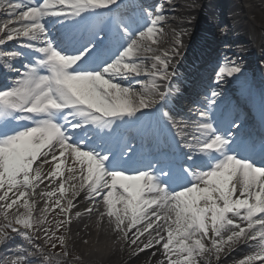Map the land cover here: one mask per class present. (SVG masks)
Wrapping results in <instances>:
<instances>
[{"label":"snow or ice","instance_id":"snow-or-ice-1","mask_svg":"<svg viewBox=\"0 0 264 264\" xmlns=\"http://www.w3.org/2000/svg\"><path fill=\"white\" fill-rule=\"evenodd\" d=\"M119 3L7 4L0 48L15 41L18 49L34 55L0 52V69L17 74L0 88L3 229L26 239L34 229L42 231L41 239L51 248L63 247L64 239L56 233L71 222L84 193L85 199L102 204L99 215L112 223L113 231L138 245L136 254L158 248L161 258L155 264H220L238 247L250 250L238 264H264V161L239 152L232 136L207 115L185 124L191 131L183 134L180 147L186 150L187 164L178 173L159 160L136 166L137 152L124 126L173 95L175 73L170 69L182 42L173 55L156 51L164 33L161 6L142 14V26L110 15L103 28L90 30L93 20ZM51 18L82 27L84 33L65 43L49 30ZM112 40L119 42V50L105 56ZM20 59L27 60L21 68L8 63ZM240 71L232 63L218 76ZM218 95L212 92L209 103L215 104ZM162 115L167 119V113ZM37 195L43 207L34 219ZM53 213L62 217L55 220L54 231L49 219ZM4 230L0 240L9 239Z\"/></svg>","mask_w":264,"mask_h":264},{"label":"bare ground","instance_id":"bare-ground-1","mask_svg":"<svg viewBox=\"0 0 264 264\" xmlns=\"http://www.w3.org/2000/svg\"><path fill=\"white\" fill-rule=\"evenodd\" d=\"M9 1L0 0V4L4 5L0 8V24L7 21V4ZM148 5L151 7L149 13H154L157 6H161L163 9L164 23L162 27L164 33L159 37V44L154 46L156 51L158 53L168 52L169 55H173L172 50L177 48L178 43L182 42V47L177 49L179 55L174 57L171 68L174 64H178L176 69L179 73L192 76L193 82L198 78L197 82L200 83L195 82L192 84L191 92L188 93L190 96L195 95L193 91L198 90L199 84H210V86L218 88L215 92L219 94L217 99H220L222 98L220 88L225 90L229 83L238 82L241 76L248 77L253 75V72L258 73L264 82V66H262L264 62V0H235L234 3L230 0H151ZM206 19L210 25L212 20H214V24L217 23L214 29L207 30L203 27ZM227 21L235 25V28H233L235 32L223 33V27L218 23H226ZM257 30L258 33H262V38L254 37ZM190 41L192 43L208 42L209 46L204 47L205 53L208 51L207 57L211 56V59H217L213 71H209L206 67L209 62L215 64L214 60L210 61L211 59H204L201 62V70H205V73L199 76L194 74L192 65H183V62L189 57L188 52L193 54V52H190ZM4 48L9 47L6 45ZM183 51L186 52L183 54ZM194 57L196 59L197 55ZM1 62L4 63V61ZM232 63L241 69L238 74L229 77L218 76L221 68L228 69L232 66ZM9 74H6L7 79ZM14 77L16 78V76H13V79ZM136 90L141 91L142 89L137 88ZM208 95H212V91L208 90ZM182 96V92L176 91L173 98L175 101L176 99L184 101ZM186 100L192 103L196 101V99L191 100V97L188 96ZM184 109V112H178V114L186 120H193V112L188 110V106ZM41 187L43 188V185ZM37 192H39V189ZM37 201L39 202L34 211L35 219L39 218L41 215L40 209L43 207L38 195ZM87 207H92L94 210L86 212ZM101 211H103L102 204L85 199L84 193H81L76 202V207L69 216L71 222L65 227L67 233L64 235L63 247L65 250L70 251L71 255L90 257V259L97 258L104 264H131L134 260H140L144 264H155L156 260L161 258L158 248L136 254L135 249L138 245L127 243L122 238V233L113 231L112 223L107 218L100 217L99 213ZM16 244L15 242L1 245L0 260L5 257L8 259L13 258L16 255L20 257L19 255L24 254L23 248L30 247L29 244L25 243L18 248ZM153 252L157 253L155 257L152 256ZM33 254L34 252L31 253L29 262L39 264ZM247 254H250L249 248L238 247L223 258L238 255L236 259H242ZM116 258L120 259L116 260Z\"/></svg>","mask_w":264,"mask_h":264},{"label":"rangeland","instance_id":"rangeland-1","mask_svg":"<svg viewBox=\"0 0 264 264\" xmlns=\"http://www.w3.org/2000/svg\"><path fill=\"white\" fill-rule=\"evenodd\" d=\"M50 220L53 221V225H52V230L54 231V225H55V220L56 219H61V216L57 215V214H52L50 217H49ZM108 227V226H107ZM39 232V233H38ZM67 231L65 230V228H63L61 230V232H57L56 235L57 236H62L63 239H64V235H66ZM39 234H43L42 231H37L35 230V232L33 233V235H35V238L37 239H41V237L43 235H39ZM38 235V237L36 236ZM111 240V239H110ZM65 241V239H64ZM44 242V240L42 241V243ZM113 242V241H111ZM46 251H49L52 253V256H48L47 258L50 259V264H104L103 262L101 261H93L92 259L90 260L89 258L90 257H87L88 261H83L85 258L84 256H72L70 254V251L68 250H65L64 247H59L56 248L55 250L51 251V248H47ZM66 253V255H65ZM57 257V258H56ZM52 258V260H51ZM84 258V259H83ZM236 259V256L234 257H231L230 259H222L220 261V264H230L231 262H234V260ZM124 264V263H123ZM131 264H144L143 262H141L140 260H134ZM232 264H237L236 262L232 263Z\"/></svg>","mask_w":264,"mask_h":264}]
</instances>
